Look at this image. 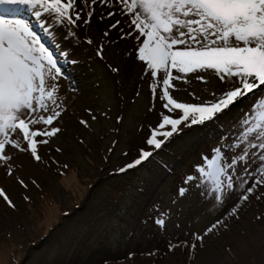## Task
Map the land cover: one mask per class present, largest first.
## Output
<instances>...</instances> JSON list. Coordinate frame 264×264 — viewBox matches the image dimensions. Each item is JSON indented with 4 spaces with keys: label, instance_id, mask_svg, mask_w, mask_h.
Instances as JSON below:
<instances>
[{
    "label": "rangeland",
    "instance_id": "374dc122",
    "mask_svg": "<svg viewBox=\"0 0 264 264\" xmlns=\"http://www.w3.org/2000/svg\"><path fill=\"white\" fill-rule=\"evenodd\" d=\"M105 11L98 6L89 26L67 36L40 33L64 73L59 95L66 111L61 132L39 145L40 162L17 153L13 176L0 168V189L15 205L0 197V264H264V220L256 219L264 213V199L250 198L239 219L228 220V227L205 238L194 254L168 247L202 234L236 202L233 196L221 208L211 192L184 180L202 154L233 131L248 98L206 131L202 125L181 126L153 158L120 173L139 149L149 147L146 139L162 108L136 57L137 40L109 30V21L100 18ZM100 45L103 59L97 55ZM203 75L207 83L194 77L173 81L171 94L180 102L190 101V92L211 100L223 86L211 72ZM157 218L166 221L163 227Z\"/></svg>",
    "mask_w": 264,
    "mask_h": 264
},
{
    "label": "snow or ice",
    "instance_id": "6c2138e0",
    "mask_svg": "<svg viewBox=\"0 0 264 264\" xmlns=\"http://www.w3.org/2000/svg\"><path fill=\"white\" fill-rule=\"evenodd\" d=\"M98 6L106 9L100 18L109 21V30L117 29L121 39L137 40L136 57L152 79L153 98L159 96L162 108L158 125L146 139L149 147L139 149L120 173L153 158L181 126L213 122L249 100L233 131L210 154H202L185 177V184L211 192L221 208L229 198H237L225 218L202 234L191 241L169 242V251L183 246L194 254L205 238L227 228L228 220L239 219L250 198L264 199V0H0V168L9 176L14 175L17 153L42 160L38 146L48 145L61 132L59 122L66 111L59 95L64 73L40 33L63 37L86 28ZM103 35L108 37L109 31ZM103 51L100 45L101 59ZM209 72L223 86L211 93V100L190 92L191 100L180 102L171 94L176 90L173 81L188 83L194 77L207 83L203 74ZM80 123L89 126L83 119ZM18 183L26 187L23 180ZM186 191L180 188L179 195ZM0 197L15 207L3 189ZM256 219L264 220V213ZM155 223L163 227L166 221L157 218Z\"/></svg>",
    "mask_w": 264,
    "mask_h": 264
},
{
    "label": "trees",
    "instance_id": "16d2710c",
    "mask_svg": "<svg viewBox=\"0 0 264 264\" xmlns=\"http://www.w3.org/2000/svg\"><path fill=\"white\" fill-rule=\"evenodd\" d=\"M217 122H218V119L215 120V121H213V122H211V123L208 122L207 124L202 125L201 128H203V127L206 128V129H203L202 132L208 130V129L210 128V127H209L210 124H212V123H216V124H217ZM205 133H206V132H205Z\"/></svg>",
    "mask_w": 264,
    "mask_h": 264
},
{
    "label": "bare ground",
    "instance_id": "6f19581e",
    "mask_svg": "<svg viewBox=\"0 0 264 264\" xmlns=\"http://www.w3.org/2000/svg\"><path fill=\"white\" fill-rule=\"evenodd\" d=\"M228 257H230V258L232 257L233 258V256H228ZM225 263H226V261L225 262H222V264H225Z\"/></svg>",
    "mask_w": 264,
    "mask_h": 264
}]
</instances>
